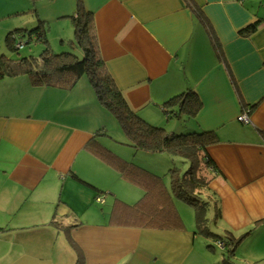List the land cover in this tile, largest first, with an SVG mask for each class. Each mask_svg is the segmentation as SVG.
Instances as JSON below:
<instances>
[{
	"label": "crops",
	"instance_id": "crops-1",
	"mask_svg": "<svg viewBox=\"0 0 264 264\" xmlns=\"http://www.w3.org/2000/svg\"><path fill=\"white\" fill-rule=\"evenodd\" d=\"M15 1L0 0V17L10 18L9 31L4 23L3 30L18 50L29 44L26 31L41 22L34 7L64 21L75 5ZM52 1L59 6L50 8ZM82 2L92 13L101 58L133 113L168 127V134H215L206 148L214 170L203 168L212 235L197 232L193 208L194 222L189 216L185 224L169 169L162 176L163 170L149 172L155 178L145 185L109 162L113 156L141 168L136 161L148 163L150 155L126 144L87 77L70 88L4 78L0 237L7 238L8 253H0V264H264V256L254 254L264 253V0ZM255 22L253 33L240 35ZM73 41L69 48L62 43L61 51L72 48L78 55ZM187 91L196 95L199 110L170 117L164 104ZM241 115L247 124L239 122ZM111 127L121 138L111 136ZM221 235L239 241L233 258L214 245ZM239 250L244 254L238 257Z\"/></svg>",
	"mask_w": 264,
	"mask_h": 264
},
{
	"label": "trees",
	"instance_id": "trees-1",
	"mask_svg": "<svg viewBox=\"0 0 264 264\" xmlns=\"http://www.w3.org/2000/svg\"><path fill=\"white\" fill-rule=\"evenodd\" d=\"M30 1L34 3L39 0ZM75 5L73 15L68 18L72 19L74 27L72 46L78 50V55L73 53L72 48L71 51H64L61 54L52 53L45 38L44 23L39 22L36 28L26 31L24 36L28 35L27 42L34 38L41 44L43 50L40 55L37 58L29 56L20 59L0 55V80L25 76L35 86L70 88L82 76L87 77L97 100L111 113L124 133L128 146L140 153L168 154L181 158L186 163L188 168L184 172L178 169L169 171L171 191L176 199L194 209L197 232L212 235L206 226L207 208L212 196L209 194L208 180L203 174V168L212 167L211 170H214L207 158L206 148L215 141V134L202 131L168 134L163 128L151 126L133 113L101 58L92 13L85 10L82 0H75ZM259 23L255 22L245 27L240 31V35L253 33ZM11 41L12 39L6 38L8 45ZM11 46L15 51L18 50L14 48V44ZM164 107L172 118L180 115L193 117L199 110L200 103L192 91H187L167 101ZM174 107L176 109H168ZM101 156L108 155L101 153ZM108 160L123 177L139 184L149 185L146 179L155 178L142 168L123 163L113 156ZM217 242L226 249V258L234 257L239 241H234L232 237H218ZM223 262L233 264L227 260Z\"/></svg>",
	"mask_w": 264,
	"mask_h": 264
},
{
	"label": "rangeland",
	"instance_id": "rangeland-1",
	"mask_svg": "<svg viewBox=\"0 0 264 264\" xmlns=\"http://www.w3.org/2000/svg\"><path fill=\"white\" fill-rule=\"evenodd\" d=\"M65 1H67L68 5L70 4V2L72 4H73V1L75 2V0H65ZM18 2H19V0L15 1L13 3L17 4ZM38 2L39 1H37V3ZM48 5H50L49 6L50 8H51V6L52 7L59 6V4L56 3L55 1L50 2ZM64 5H66V4L63 3V6ZM36 8H37V10H36ZM33 10H34L33 13L34 14L36 13L37 15H39L40 21L42 23H44L43 26H44V30L46 32L45 38L48 42V45L50 44L49 47H51L52 53L61 54L63 52V51H61V49H63L62 43H63V45L65 44L64 47H66L67 44H69V41L74 38V27L72 25V19L65 18L64 21L63 20L58 21L53 17H49L48 11L45 9V7H42V6H41V8H40V6H36V7H34ZM73 10H75V5H74V8L71 9V13H70L71 15H69V16L73 15L72 14L74 12ZM33 13L28 12V14H30V15H34ZM22 17H25V16H22ZM4 19H7V20H4ZM9 20H10V18L0 17V55H4V56L11 58V59H20V58L29 57V56L37 58L38 55H40V53L42 52L43 48H42L41 44L36 42V40L34 38H32L30 40L28 45L23 46L19 50H16V51L13 48H11L12 47L11 44L10 45L7 44L6 38L10 39L12 36V34H9V32H8L10 26L8 25V23H5L6 21H9ZM26 20L28 21V19L25 18V21ZM3 23L6 26H8L7 27L8 31L3 30V28H4ZM15 24H17V25L21 24V21L17 22V23L15 22ZM32 24H34V23H32ZM32 24H30V25H32ZM30 25H29V27H30ZM32 27H33V25L31 26V30L36 28L37 26L33 27V28ZM14 33H16V32H14ZM18 35L21 36L22 34L19 33ZM27 36L28 35H26V38H27ZM25 41H28V40L25 39ZM67 47L69 48V45ZM66 51H68V50H66ZM162 125L165 126V125H168V123L167 124L163 123ZM178 128L183 130L182 126H179ZM168 130H170V129L167 127L166 132ZM183 131H185V130H183ZM108 132L111 133V136H113L115 139L121 138V136L115 132V129L113 127H111V129L108 130ZM120 140H123V139H120ZM126 155H127L126 156L127 159H136L137 158L136 156H133L131 153L130 154L126 153ZM148 155H150L149 159H148V163H146V161H142L141 158H139V157L138 158L140 160H137L136 162L139 164V166L141 168L145 169V171H148L151 173L157 174L158 172H161V170H163V172L161 173L160 176H162L163 173L165 171H167L168 169H169V171H170V169H178L181 172H184L188 168V167L183 168L184 164H186V163L181 158L175 157V158H172L174 160L171 161V160H169V158H168L169 156L167 154L163 155V154L159 153V154H148ZM154 157H159V159L161 157V159L159 161H156ZM167 181H168V179H167ZM176 201H177V203H180V205H182L180 207L178 206V210H179V214L181 215L185 224H187L189 216H190V221L194 222V213H193L192 208L190 206L186 205L182 201H179V200H176ZM9 228H11V227H9ZM222 237H224V236H222ZM6 241H7V238L4 239L3 237H0V253H8V251L3 250L5 245L8 243V242L6 243ZM201 242H203V240H201ZM214 245L216 246V242H214ZM203 247H204V245H203ZM215 253H217V252L215 251ZM243 254H244L243 251L239 250L238 253H236V256L239 257ZM245 254L248 255L249 253H245ZM254 254L264 256V253H254ZM217 255H219V253H217ZM234 264H235V262H234Z\"/></svg>",
	"mask_w": 264,
	"mask_h": 264
},
{
	"label": "built area",
	"instance_id": "built-area-1",
	"mask_svg": "<svg viewBox=\"0 0 264 264\" xmlns=\"http://www.w3.org/2000/svg\"><path fill=\"white\" fill-rule=\"evenodd\" d=\"M19 45H17V48H18ZM239 122L241 123H244V124H247L248 123V118L246 115H241L239 118H238ZM96 201L98 203H102V200L100 198H97ZM216 246L219 247V248H222V245L221 243L219 242H216Z\"/></svg>",
	"mask_w": 264,
	"mask_h": 264
}]
</instances>
